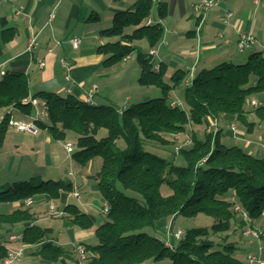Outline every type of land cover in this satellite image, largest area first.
<instances>
[{
    "label": "trees",
    "instance_id": "16d2710c",
    "mask_svg": "<svg viewBox=\"0 0 264 264\" xmlns=\"http://www.w3.org/2000/svg\"><path fill=\"white\" fill-rule=\"evenodd\" d=\"M153 6L154 0H138L129 9L116 13L112 26L102 30L101 35L117 40L101 45L99 53L106 56L104 64L110 67L136 52L141 67L140 85L161 89L162 97L123 108L100 109V104L70 93H32L26 73L18 71L4 73L0 78V111L17 110L31 116V100H44L48 119L35 120L39 130L61 141L66 140L69 131L74 132L77 149L72 158L82 166L102 159L97 187L109 207L106 221L96 226L95 219L76 205L64 207L68 226L80 230L96 226L97 242L86 245L89 264L158 263L166 259L169 264H248L236 255L241 247L230 240L228 233L236 224L244 226L245 221L237 218L236 205L248 212L252 221L264 215V156L258 157L237 144L228 146L220 121L237 120L249 133L264 122V52L251 50L243 63L224 61L203 68L191 82L187 81V70L177 69L167 81V67L160 63L157 71L155 55L137 50L133 44L146 39L153 49L161 42V23H147ZM169 13L167 4L158 5L159 18ZM181 85L185 87L187 107L169 101ZM253 100L259 103L257 107H251ZM251 112L258 121L249 119ZM12 119L13 112H8L0 120V143ZM211 121L218 122L217 129L200 136L196 127L208 129ZM188 127L192 128L189 145L169 151L172 160L159 154H166L161 148L175 145L176 135L186 133ZM102 130L107 133L102 134ZM122 140L125 147L118 144ZM177 157L180 164L175 161ZM164 185L172 190L171 194L162 193ZM71 189L72 184L61 179L43 180L39 185L23 181L0 190V203L25 202L41 195L58 200L63 191ZM199 214L212 217L213 225L186 231L172 246L157 235L161 221ZM35 221L25 208L0 213V264L9 254L6 239H2L9 233L6 228L17 224H26L22 230L24 243L38 245L32 253L36 258L32 264L65 260L66 249L45 241L47 231ZM213 235H222V242L215 241Z\"/></svg>",
    "mask_w": 264,
    "mask_h": 264
},
{
    "label": "crops",
    "instance_id": "0c3cea01",
    "mask_svg": "<svg viewBox=\"0 0 264 264\" xmlns=\"http://www.w3.org/2000/svg\"><path fill=\"white\" fill-rule=\"evenodd\" d=\"M137 1L6 0L0 2V78L3 75L2 72L24 71L29 79L32 93L45 91L61 94L66 92L68 94L67 90L70 89L72 91L70 94L82 100H85L88 90L96 85L98 91L93 100L97 104L115 99H120L121 102L124 100L123 103L126 104L125 102L128 101L134 102L140 98H147L141 92L144 89L132 83V75L137 71H141L137 60L135 64H127L136 52L110 67L104 64L106 56L99 53L101 45L117 40V37H103L101 31L112 26L116 13L129 9ZM199 1L154 0V3L157 2L158 5L160 3L167 4L170 9L169 15L161 19L158 16L157 5V11L153 12L151 16L153 22H160L164 28L163 38L159 45L155 47L157 50L155 62L157 64L163 63L167 67L165 77L171 78L174 71L184 69L189 72L190 79L201 69L213 67L215 66L214 63L222 59L228 62L240 63L235 62L234 58L242 32H251L254 35L256 41L253 45V51L264 52V4L256 5L254 0H219L217 7L202 16L194 11V5ZM227 11L233 13L228 24L224 22ZM34 36L37 37L38 45L31 50L29 49V40ZM74 38H81L82 43L79 48L75 49L71 45V40ZM123 42L126 43L127 39H123ZM133 44L137 50H141L139 45H142V47L148 46V50L143 51H151L146 39L136 40ZM63 60L71 64V80L66 79V70L62 64ZM42 62L45 63L44 66L41 65ZM133 91H136L138 95L135 96ZM140 94H143V97ZM178 98H181V96L178 95ZM178 101L182 102L180 99ZM1 111L3 112L0 114V120L8 112H13L14 120L25 123L35 122L37 119L43 121L48 119V115L39 116L36 108H34L31 116L24 115L17 110ZM220 125L222 129L228 127L227 132H222L223 138L234 139L235 135H233L229 124L221 120ZM33 135L9 127L4 141L0 143V155L3 153V148L11 146L13 157L10 170L15 171L17 168L23 167L26 158L39 148L34 146L35 144L31 140L34 139ZM38 135H42V140L40 144L36 145H43L46 149V146L51 143L52 137L45 130H40ZM238 140L242 142L247 140L244 141L247 150L253 144H257L245 137ZM249 152L252 153L251 150ZM257 152L256 154H259V156H264L262 150ZM32 161L35 162L33 159ZM98 176L99 171L95 175L80 171L74 177L64 180L72 184V189L71 191H63L58 200L43 195L36 196L32 205H27L25 202L12 203L14 206L12 211L17 208L28 209L34 215L35 222L38 223L39 219L32 211V206L39 199L41 203L48 204L49 214V205L51 201H54L57 208L63 211L68 204L76 205L83 212L92 216L97 223L98 219L93 214L94 212L101 214L104 218L107 217V214L100 213L92 203L94 190L98 188ZM94 177L95 181L93 182ZM0 186H3V183ZM77 188L81 193L79 198L71 195V192ZM49 216L52 217L50 214ZM172 220H169V223ZM66 221L67 231H61L57 237H50L48 234L51 233V230L45 228L47 231L45 241L63 246L61 238L64 233H67L71 240V248L66 249L63 246L67 253L65 260L58 264H89L88 261L82 262L75 248L78 244L85 247L90 244L87 242L95 237V232L68 226ZM243 224L245 226L246 222ZM18 226L22 227L18 231L21 232L26 224H17L14 228L7 226L6 230L7 232L16 231ZM252 226L254 228L261 226L264 230V215L260 219L252 221ZM161 232L159 230V233ZM262 240L264 246V239ZM250 242L259 245L256 240L250 239ZM10 246L19 248L20 244ZM36 248H38V245L36 247L28 246L24 260L17 264H26V262L32 264L36 260L32 254ZM249 251L252 250H248L247 254ZM142 264L157 263L148 261Z\"/></svg>",
    "mask_w": 264,
    "mask_h": 264
},
{
    "label": "rangeland",
    "instance_id": "374dc122",
    "mask_svg": "<svg viewBox=\"0 0 264 264\" xmlns=\"http://www.w3.org/2000/svg\"><path fill=\"white\" fill-rule=\"evenodd\" d=\"M157 5L158 3L155 2L154 6H153V12L157 11ZM139 49L143 50H148V46L146 47H142V45H139ZM250 51H246L241 53L240 51H236L235 52V62H244L247 60L248 56L250 55ZM136 61V54L132 55V59L130 61H128V65L131 64H135ZM158 61V60H157ZM225 59L222 60H218L216 63H214L213 65H218L222 62H224ZM212 65V66H213ZM141 75V71H137L136 73H134L131 77L132 79V83H134V85H136L137 87L140 88V83H139V77ZM190 74H188L187 79H189ZM165 79L167 81H170V78L165 77ZM133 85V86H134ZM144 90L141 91L142 93H144V95L147 98H140L135 100L134 102L132 101H128L125 102L126 104L123 103L124 100H122V102L120 101V99H115L112 100L110 102H104L102 104H100L99 108L100 109H105L108 106H113L116 108H123L126 106H130L134 103H139L142 101H146V100H150L153 98H157V97H162L163 93L161 91V89L157 88V87H145V86H141ZM184 92H185V87L184 85H181L179 87H177L174 90L173 96L171 99H169V101H171V103L174 105L178 104V99H180L182 102L183 106H186V102H185V96H184ZM133 93H135V96L138 95L136 94V91H133ZM63 95H66V92L63 93ZM141 95V94H140ZM143 95V94H142ZM141 95V96H142ZM178 95L181 96V98H178ZM140 96V97H141ZM144 96V97H145ZM143 97V96H142ZM178 98V99H177ZM145 99V100H143ZM252 107V105H251ZM35 108V107H34ZM3 111L0 112V114ZM249 119L251 121H258V118L256 117L255 114H253V112H251L249 114ZM233 132V135H235L234 139H224L225 143L228 146H231L232 144L235 145H240L242 148H244L245 150H247L248 148L246 147V144L244 141L243 142L238 140V139H243V137H245L246 139L249 140H253L255 141L257 144L256 145H252L251 147H249L252 151V153L258 157L259 154L257 151L259 150H264V123H259L257 124L255 130L251 133L247 132V128L245 126H243L239 121L237 120H232L227 122ZM210 124V122H209ZM263 124V125H262ZM233 126H235V130H233ZM209 128V127H208ZM197 129V133L200 136H204L205 132L209 131V129H205L204 127H196ZM228 127H224V131L227 132ZM107 133L106 130H102V134ZM33 134V133H32ZM34 139H31L33 141V144H35L34 146L39 147L37 149V151L33 152L32 155L28 156L25 160V164L23 165V167L21 168H17L15 171L14 170H10V166L12 165V149L11 146L9 145L8 147L3 148V153L0 155V184L3 183V187L0 186V190H5L7 188H9V186L13 187L15 186V184L18 183H22L23 181H31L33 185H39L42 183L43 180H48V179H61V180H65L67 178H72L75 175H77L80 171L85 172L89 175H95L98 171H100L101 168V158H96L92 163H88L87 167L80 165L79 163H77L73 158H72V154L69 153L66 148H65V144L67 142H72L75 144V150L77 149V136L74 132L69 131L67 138L65 141H61V140H56L54 138H52V141L49 145L46 146V149H44L43 145L41 146H37L36 144H40V141L42 140L41 137L42 135H33ZM177 137V143L173 146H169V147H162L161 149L166 151V154H162L159 153L163 156H165L167 159L172 160L173 154L168 153L169 151L175 150V148L177 146H182V145H189L190 144V140L192 138V128L188 127V131L184 134H179L176 135ZM229 140V141H227ZM120 147H125L126 144L125 142L119 141L118 142ZM247 150V151H249ZM264 154V151H263ZM263 157V155H262ZM32 159L35 161L33 162ZM176 163L180 164L182 161L180 160L179 157H177L175 159ZM76 162V163H75ZM85 167V168H84ZM81 168H84L82 170H80ZM80 170V171H79ZM73 175V176H71ZM92 181H95V177L92 179ZM161 191L164 195H169L172 193V190L164 185L161 188ZM93 200V204L95 205V208L97 210H99L100 213L103 212L104 207L106 206V203L103 201V197L101 192L99 191V189L97 188L96 190H94V196L92 198ZM77 201V200H76ZM79 201V199H78ZM48 204L46 203H41L40 200L38 199V201L32 206V211L36 214L37 219H39L38 224H40L42 227L47 228L49 230H51V233H49L48 235L50 237H57L59 236V234L61 233V231H67V226H65V220H67L66 217L62 216L59 218L55 217H50L48 214V209L47 206ZM13 204L12 203H0V213H10L13 209ZM94 215H96L97 217V223L96 226H98L102 221H106L107 217L104 218L102 217L101 214H98L96 212L93 213ZM107 216V215H106ZM41 217V218H40ZM103 218V219H102ZM238 219H242V217L240 215H238L237 217ZM168 219L166 221H161L163 224L160 223V231H162L161 233H158L157 235L161 238H165V234L166 231L168 230L169 227H171L173 232H176L178 230H183L184 233L192 228H197V227H211L214 223V219L210 216H207L205 214H199L196 217H186L183 215L178 216L177 218H173V220L171 221V223H169ZM96 226L92 229H89L87 231H91V232H95ZM246 226L243 225H239L236 224L233 229L228 233V236L230 237V240H233L234 242H236L241 248L236 252V255L241 258L244 261H247V251L248 250H256L257 249V245L253 244L250 242V239H252V237L250 236H246L244 235L243 231L244 228ZM255 228H260L262 229L261 226L255 227ZM264 228V227H263ZM16 231L18 232L22 229L21 226L16 227ZM263 230V229H262ZM225 236V234L223 235V237ZM8 237V233L4 234L2 239H7ZM213 238L215 241L218 242H222V235H213ZM249 239V240H247ZM253 240V239H252ZM62 241V245L65 246L66 249L71 248V240L70 237L67 233H64L63 237L61 238ZM97 242L96 238L94 237L90 242V244H95ZM173 242H176L175 239H173ZM5 244L10 245V243L6 241H4ZM70 243V244H69ZM256 245V246H255ZM254 246V248H253ZM87 260H84L82 262H85ZM170 260L166 259L164 261L158 262L157 264H169ZM27 264V262H26Z\"/></svg>",
    "mask_w": 264,
    "mask_h": 264
},
{
    "label": "built area",
    "instance_id": "2783aa9c",
    "mask_svg": "<svg viewBox=\"0 0 264 264\" xmlns=\"http://www.w3.org/2000/svg\"><path fill=\"white\" fill-rule=\"evenodd\" d=\"M2 1H6V0H0V2H2ZM218 1L219 0H200L198 3H196L194 5V11L203 16L209 10H212L215 7H217ZM254 3L256 5H261V4H264V0H254ZM232 16H233V13L230 11H227L225 13V16H224V22L228 24L230 19L232 18ZM152 22H153V20L151 18H149L147 20L148 24H150ZM255 41H256V39L251 32H242L240 34V38H239V41L237 43L238 51H240L241 53L246 52V51H251L254 47L253 45L255 44ZM81 43H82L81 38H74L73 40H71V45L75 49L79 48ZM37 45H38L37 37H35V36L31 37L29 40V49L33 50L34 48L37 47ZM150 53L153 55H156L157 50L155 48H153V49H151ZM62 64L66 70V79L71 80V74H70L71 64L66 60H63ZM41 65L44 66L45 63L42 62ZM155 69L157 71H159L160 70V64H156ZM2 73L4 74L5 72H2ZM193 77H194V75L191 76V78L188 79L187 81L191 82ZM97 91H98V87L96 85H93L88 90V93L86 94L85 101H87L89 103L94 102L93 99H94V96L97 93ZM67 92L71 93L72 91L70 89H68ZM31 102H32L33 106L37 109L39 116L43 117V115L44 116L48 115V107H47V104L44 100L35 98V99H32ZM251 105L253 107H257L259 105V103L256 100H253L251 102ZM10 126L16 128L19 131L29 132V133H33L35 135L39 134V132H40V130H39L38 126L35 124V122L25 123V122L16 121V120L12 119L10 121ZM217 127H218V122L217 121H211L208 129H209V131H213L214 129H217ZM232 129L235 130V126H233ZM65 148L69 153L73 154V152L75 150V144L72 142H67L65 144ZM176 149L178 151L180 149V147H177ZM71 195L79 198L81 196L79 188L73 190L71 192ZM25 203L27 205H32L34 203V198H32V197L28 198L25 201ZM234 210L246 222V225H245L246 227L244 228V231H243L244 235L252 237L253 240L258 241V243H259L256 250L248 252L247 263L248 264H264V246L262 244V241H263L262 239H264V230H262L260 228H254L252 226V220L249 217L248 212H246L241 206L236 205ZM103 212L105 214H108V212H109L108 205H106L104 207ZM49 214L52 217L59 218V217L64 216L65 212L63 210L58 209L56 203L54 201H51V203L49 205ZM183 235H184L183 230L180 229L176 232H173L171 227H169L168 230L166 231V234H165V242H166L167 246H172L173 245V239L179 240L183 237ZM1 242H2V240L0 238V244H1ZM7 242L10 243V245L20 244V247L19 248H12L10 245L6 244L8 247L9 254L3 260V262L1 264H17V263L23 261L25 258L26 249L28 248V246L23 241V232L22 231L21 232H15V231L9 232L8 237H7ZM75 250L79 254L80 259L82 261L87 260L89 253L87 251V248L84 245H82V244L76 245Z\"/></svg>",
    "mask_w": 264,
    "mask_h": 264
}]
</instances>
